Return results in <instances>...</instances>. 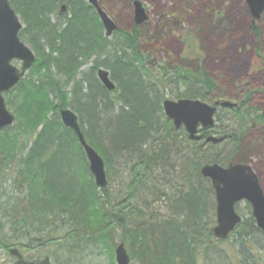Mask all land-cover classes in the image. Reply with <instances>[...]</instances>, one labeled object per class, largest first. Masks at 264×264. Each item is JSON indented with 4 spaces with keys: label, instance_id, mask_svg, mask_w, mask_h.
Here are the masks:
<instances>
[{
    "label": "trees",
    "instance_id": "1",
    "mask_svg": "<svg viewBox=\"0 0 264 264\" xmlns=\"http://www.w3.org/2000/svg\"><path fill=\"white\" fill-rule=\"evenodd\" d=\"M100 4L107 9L103 0ZM11 5L24 24L20 37L35 52L36 62L30 75L6 95L17 120L0 133V170L11 168L14 190L10 196L4 194L7 200L0 213L8 219L14 241L2 239L0 247L47 250L58 264L63 252L77 261L86 251L98 249L116 264L111 235L112 226H118L131 260L138 264H230L219 246L225 242L216 241L211 231L216 223L215 192L200 170L205 164L245 163L239 158L245 148L239 133L248 131L251 119L264 124V111L253 106L246 87L209 72L205 56L195 65L183 57L156 61L165 54L160 44L172 33L166 28L182 24L181 15L190 6L156 14V30L151 31L149 24H134L130 0L123 8L126 14L115 17L119 30L107 37L86 0H11ZM63 5L67 13L58 16ZM207 11L208 20L200 24L199 32L205 29L210 38L229 34L232 21L226 20L227 29H216L211 19L218 15H211L212 7ZM249 31L260 40V27L250 25ZM191 32L194 37L199 33L194 27ZM100 69L109 72L115 90L101 82ZM227 90L237 91L243 100L238 110H225L220 117L225 125L233 121L236 136L231 148L210 144L202 149L164 114L167 96L212 103L231 97ZM65 108L77 114L87 142L102 155L109 178L117 164L127 168L138 183V194L134 195L133 183L127 195L114 201L109 184L97 187L76 134L61 121L60 110ZM251 152L249 159L256 154ZM148 186L165 196L159 204L166 208L165 216L151 208L146 211L153 213L152 218H144L143 191ZM248 209L249 217L232 234L236 248L242 249L239 264H244V250L253 252L259 244L264 248V233L249 205ZM128 218L145 223L130 227ZM252 258L253 264H264L263 255Z\"/></svg>",
    "mask_w": 264,
    "mask_h": 264
},
{
    "label": "rangeland",
    "instance_id": "2",
    "mask_svg": "<svg viewBox=\"0 0 264 264\" xmlns=\"http://www.w3.org/2000/svg\"><path fill=\"white\" fill-rule=\"evenodd\" d=\"M128 1L130 0H103L104 4L107 6V9L105 8L104 10L118 24L115 17L118 16L117 18L121 19V17L126 14V10H124L123 8ZM133 1L134 0H132V2ZM140 1L144 4L145 8L148 10V13L150 15L149 25L151 31L156 30L155 27L158 19L156 17V14L163 12L164 10H167L171 7L174 8L175 6V12L178 11L179 8L181 9L182 6V9L184 8V6H190L191 8L188 10V12L184 11V16L181 15V19L183 18L182 24L180 23L178 25L179 22H177L175 26L166 28L167 31H172V33L170 32V35L163 41L162 44H160L165 54L162 55L160 59L156 60L158 63H160L162 60L163 62L168 61L169 57L175 60H180V58L183 57L185 58V60L188 61V63H191V65H195L194 61L196 59L205 56L208 66L207 70L209 72L222 74L224 78H228L229 81L232 80L234 83L233 85H235L239 80H241L239 83L245 85L246 89L249 91L261 90L259 91L260 93H256L255 95L251 96V101L253 106L257 107L260 111H264V61L261 60L260 56L258 55H264V15L262 21L258 25V27H260L261 29L262 35L260 40H257L256 37H254L249 31V26L252 24L253 18L250 17L249 10H247V3L245 0H187L188 2H186V0ZM207 6L209 8L212 7L213 9L214 13L212 12L211 15L217 14L220 17L212 21V25L214 28L227 29L228 23L224 19L229 18L230 21H232V27L229 34H217L213 35V38H210V36L205 33V29L199 32L200 24H202V22L206 23L208 20ZM182 11L183 10H181V13ZM131 12L133 15V7L131 8ZM199 14H202L205 17L199 18ZM52 20L56 22V16H53ZM191 27H194L196 31L198 30L199 33H197L196 37L192 35ZM154 46H157V44L154 43L153 47ZM218 48H221L222 51H219ZM240 48L243 50L241 53L239 51ZM213 49L214 51H216L215 56L212 54ZM215 57L216 59H214ZM225 58L231 59L233 60V62L230 63V60L226 62ZM14 64L19 67L21 65L20 62L16 61L14 62ZM89 66L90 65L84 67L82 71L86 72ZM28 75H30V72L26 76ZM232 96H239V93L237 91H234ZM167 98L168 100L173 99L170 96H167ZM9 110L14 114L12 108H9ZM257 135L258 131L256 130L251 132L250 135L247 136V138H254ZM262 135L263 136L259 138L250 139L248 142H246L244 149L245 151H242V154L239 158L240 160L246 161L247 163L251 162V165L253 166V169L258 175L262 187L264 188V156L260 154L263 153L264 155V133ZM251 151H256V154H254V156L249 159L250 155L253 154ZM257 153H259L260 155L257 156ZM127 171H129L127 170V168L122 169L121 166L117 164L111 174L110 179L108 176V170L106 169L107 177L109 179L108 193L114 201L117 200L116 195L123 196V194H127V186L130 182L127 176L124 174ZM12 174L13 173L11 168H3L2 170H0V191L2 195L1 205L6 202L7 196H10V194H12V191L14 190V188L12 187L14 175L12 176ZM16 193H18V191H16ZM4 194H7V196L5 197ZM157 210L160 212L159 214H162L160 216H165L167 214L166 208L160 209L159 207L157 208ZM237 211L243 219L244 217H249L250 215L248 205L245 202L239 204ZM7 220L8 219L5 218L2 213H0V241L5 238H7L5 240L14 241V238L7 230ZM127 222L129 226L133 223L141 224L140 226H142V224L145 223V221L140 223V221L136 218H128ZM112 228V242L114 243L115 247H118L122 242L121 237L123 231L118 226H112ZM65 232L66 231H63V234ZM62 237L63 236H61V238ZM59 241L61 242V240ZM59 241H57V243ZM234 243L235 240L231 237V241L229 243H222L221 245L219 243L218 244L221 247V250L227 252L228 254L230 253L229 258L231 257V260H233L234 264H239V259L237 258L240 255V252H242V249L236 248V243ZM17 245L19 246L20 243H18ZM52 245L55 246V244ZM52 245L47 247L49 251L54 248L53 247L51 249ZM10 248L16 247L13 246ZM136 249L137 247L135 248V251ZM42 250L43 249L38 251L33 248H21L20 251L24 254L26 258H31L35 261H40L44 257L49 256L46 255L47 250ZM252 250L253 252L250 249L243 251L245 257L244 264H253L256 259H253L252 256H254L255 254L257 256L263 255L264 262L263 246L261 244L256 245V247H254ZM67 255V252H63L58 256L60 264H111V259L109 258V255H107L106 253H102L98 249H94L93 251H86L85 253H83V256L77 258V261L74 260V256L71 255L68 258ZM114 258V263H116L115 254ZM51 259L52 264H58V262H55L53 258ZM69 259L72 261H68ZM216 261L217 263L219 262L218 260ZM0 264H15V259L11 256L10 249L5 250L4 248L0 247ZM131 264L138 263L136 261H132ZM201 264L207 263L202 262Z\"/></svg>",
    "mask_w": 264,
    "mask_h": 264
},
{
    "label": "water",
    "instance_id": "3",
    "mask_svg": "<svg viewBox=\"0 0 264 264\" xmlns=\"http://www.w3.org/2000/svg\"><path fill=\"white\" fill-rule=\"evenodd\" d=\"M87 1L96 9L105 28L106 36H112L114 31L118 30L116 23L101 8L98 0ZM246 2L255 25L264 12V0H246ZM133 6L135 24L141 26L149 20V16L140 1H135ZM61 13H66V6L62 7ZM22 28L23 23L12 8L10 0H0V132L13 125L16 120L15 116L7 109L3 94L11 91L36 61L33 50L20 39ZM13 61H20L21 68L16 67ZM98 75L108 90H115L116 86L110 79L107 70L101 69ZM219 104L225 108L237 107L236 104L229 101H222L216 105ZM164 112L173 121L176 128L184 125L190 138L196 140L198 139L196 134L200 124L204 127L213 125L216 107L199 100H167L164 102ZM60 117L63 124L77 135L79 143L86 153L89 169L96 185L99 188L107 187L105 161L86 141L76 113L71 109H62L60 110ZM210 140L222 141V139ZM201 174L211 180L215 190L217 225L213 232L217 239H227L241 223L242 219L236 211V205L242 201L251 205L257 226L264 232V191L250 165L231 164L228 167H222L218 164L205 165ZM11 253L19 258L17 264H36L35 262L24 261L23 256L17 250H12ZM115 253L117 264H130V256L124 244H120ZM38 264L52 263L50 258H46Z\"/></svg>",
    "mask_w": 264,
    "mask_h": 264
},
{
    "label": "flooded vegetation",
    "instance_id": "4",
    "mask_svg": "<svg viewBox=\"0 0 264 264\" xmlns=\"http://www.w3.org/2000/svg\"><path fill=\"white\" fill-rule=\"evenodd\" d=\"M257 93H260V92H257ZM241 100L242 99L237 100V102L241 103ZM216 101L217 100H215L212 104H215ZM225 110L227 109L218 107L213 125L211 127H207V128L200 127L198 129L199 130L198 131V136H199L198 142L202 149L207 148L210 144L211 145H221V146L225 145L223 146L224 147L223 149L231 148L235 145L234 141H235L236 133L235 131H233V124H232L233 121H231V123L227 122V125H225L224 123H221V120H220V117L224 116ZM256 123L258 125H256ZM262 127H263L262 124H259L258 122L255 121V123L251 126V129L249 128L248 131H246L247 130L246 128L242 129L241 132L239 133L242 143L245 145V143L248 142L250 139H256L255 137L247 138V136L250 135V133L253 131H256V130L259 131L260 129H262ZM212 138H215V139L222 138V141L214 142L210 140Z\"/></svg>",
    "mask_w": 264,
    "mask_h": 264
},
{
    "label": "bare ground",
    "instance_id": "5",
    "mask_svg": "<svg viewBox=\"0 0 264 264\" xmlns=\"http://www.w3.org/2000/svg\"><path fill=\"white\" fill-rule=\"evenodd\" d=\"M199 18H204L205 16L204 15H202V14H199V16H198ZM136 25V24H135ZM137 26V25H136ZM108 37V36H107ZM234 93V91H229V90H227V94L228 95H230V94H233ZM227 94H225V95H227ZM65 109H69V108H65ZM262 147H263V145H262ZM261 149V148H260ZM256 151H259V150H256ZM261 151V150H260ZM126 176H127V178L129 179V185L127 186L128 187V191H129V188H130V186L131 187H133L134 185H132L133 183H135V179H134V175L130 172V171H127V172H125L124 173ZM137 182V181H136ZM109 184V183H108ZM136 184V186H135V192H134V195H136V194H138V191H136V189H137V184L138 183H135ZM108 186V185H107ZM98 187V186H97ZM106 188V187H105ZM101 189H104V188H101ZM151 189V190H150ZM164 191H165V189H164ZM144 192V194L146 195V197H147V202H146V205L147 206H144V210H145V212H144V214H146V216H145V218L149 215V217L153 214V213H150L149 211H146V210H149V209H154V213L157 211V208H159L160 207V203H162L163 202V200H164V198H165V196L163 195V194H161L159 191H157V190H155V189H153L151 186H148L146 189H145V191H143ZM119 194H121V193H119ZM125 195H127V194H123V196H121V195H116V198L118 199V200H120V199H122ZM130 205H131V207H132V203H130ZM123 208H125L124 206H123ZM132 214H137L136 213V211H133V213ZM150 218H152V217H150ZM151 219H149V220H147V222H149ZM151 222V221H150ZM147 225H150L151 223H146ZM138 224H136V223H133V224H131L130 225V227H136Z\"/></svg>",
    "mask_w": 264,
    "mask_h": 264
}]
</instances>
